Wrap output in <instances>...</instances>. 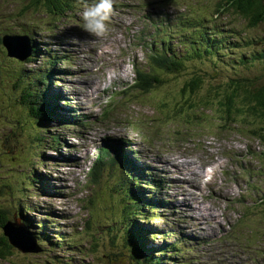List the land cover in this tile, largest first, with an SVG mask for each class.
Returning a JSON list of instances; mask_svg holds the SVG:
<instances>
[{
    "label": "rangeland",
    "instance_id": "obj_1",
    "mask_svg": "<svg viewBox=\"0 0 264 264\" xmlns=\"http://www.w3.org/2000/svg\"><path fill=\"white\" fill-rule=\"evenodd\" d=\"M91 2L81 0L61 19L55 20L42 11L24 14L25 0H0V40L4 39L3 32L26 33L31 36H28L30 47L32 38L38 48L33 53L34 60L18 61L6 56L0 44V184H11L10 191L7 188L0 191V222L4 216L14 220L12 213L21 211L16 206V200L20 199L31 209L22 208L18 222L28 216V221L34 225L38 221L46 222L53 228L45 236L48 241H40L41 253H22L12 249L13 257L0 258V264H110L117 259H127L128 252L118 239L121 228L115 234L111 225L95 218L89 220L91 216L103 217L105 213L115 216L122 208L121 197L117 194H121L119 183L124 178L115 177L114 168L108 164L96 181L88 172L99 147L106 144L121 147L140 172L160 179V176H165L168 180L161 189L169 202L165 205L160 203L166 213L158 207L154 212L162 213L151 221L156 226L155 232L159 233L155 234L154 241L148 240L145 256L152 253L159 258V264H264V202L257 205L258 199L264 196V179L256 171L259 163L255 158L262 145L253 133L250 134L254 140L240 134L239 125L222 131L215 120L207 126L205 117L197 122L198 125L187 124L188 120L181 116H184V108L177 111L186 98V91L181 95L182 86L191 72L205 73L208 79L213 76L222 82L235 72L256 75L263 70L262 62H255L253 66L238 63V57H246L254 49L257 53L258 46H247L233 39V34L226 33L224 20L233 25L234 34L240 31L241 37L247 39H261L264 25L248 29L245 21L237 15H218L223 39L216 50L221 49L217 58H214L216 51H210L209 55L204 54L195 61L192 51L198 47L194 45L196 42L188 40L177 50L178 56L189 58L185 71L163 75L153 65L147 67L145 48L140 46L135 35L142 34V28L153 33L154 27L150 25L159 19L157 12L170 13L173 18L178 13L182 16L183 12L211 11L216 5L214 0H112L113 14L101 37L87 33L82 27L79 13L86 3ZM158 5L162 7L160 10ZM173 22L179 27L177 19ZM176 38L177 33L173 39ZM229 40H233L230 45L236 47H228ZM146 44L151 57L154 48L149 41ZM199 51L202 53L204 49ZM47 55L66 58L51 69L54 78L49 85L42 81L36 87L34 70L49 71L43 64ZM132 62L138 68L146 69L144 72H151L149 79L151 74L161 73L164 82L160 85L154 83L150 93L145 95L126 89L135 76ZM40 66L43 67L40 69ZM17 70H21L24 77L34 74L24 81L32 79L34 88H38H32L36 94L38 91L43 94L46 84L49 92L56 95L57 108L66 120H57L58 138L55 143L51 136L55 133L51 130L55 124H50V120L42 126L46 134L38 131L39 127L33 129L30 124L35 122L32 120L26 122L29 130L19 131L18 118L22 115L27 119L29 113L19 101ZM210 84L208 81L203 86ZM145 85L143 82L140 88ZM122 90L124 92L121 93ZM50 97L43 96V102L48 103ZM194 98L197 96L191 100L188 98L189 103ZM78 114L84 115L87 124H74L73 119ZM30 129L35 132L34 136ZM8 139L14 143L12 149H6ZM215 159L219 160L211 163ZM195 162L207 163L209 171L213 169L211 185H205L210 174L198 179L196 172H203L202 164L182 173L183 167ZM156 166L163 169L165 175H159ZM40 173L45 183H49L47 187L38 183L41 181ZM195 174L193 179L191 176ZM129 175L134 176L132 172ZM200 186L202 192L196 189ZM189 188L196 194L189 195ZM155 194L158 198L159 191ZM90 198L92 206L88 208ZM71 223L81 231L76 243H64L61 247L51 245L61 230L63 235H70V240H73ZM177 227L178 234H169L166 240L174 242L178 237L188 235L184 246L188 248L191 242V251L186 253V248L185 256L176 259L160 255L153 247L154 243L163 242L164 235L160 233L163 229L175 231ZM1 236L0 228V241ZM29 237L33 239L31 235ZM190 239L192 241L189 242ZM109 252L116 253L115 260L107 257ZM130 263L140 264V260H131Z\"/></svg>",
    "mask_w": 264,
    "mask_h": 264
},
{
    "label": "trees",
    "instance_id": "obj_2",
    "mask_svg": "<svg viewBox=\"0 0 264 264\" xmlns=\"http://www.w3.org/2000/svg\"><path fill=\"white\" fill-rule=\"evenodd\" d=\"M81 0H25L24 4V12L32 11L33 13H37L39 11L44 12L49 18L58 20L61 19L62 16H64L67 12H70L77 2H80ZM216 5H213L212 12L215 14V16L218 18V15H224V14H232L237 15L240 18H242L246 25L248 26V29H257L259 25H264V0H214ZM163 17H168V13H164ZM221 18V17H220ZM197 19H204L203 16L197 17ZM229 22L228 20H226ZM188 21H185L183 23H186ZM180 23V22H179ZM170 26V23L168 24ZM155 32H158V28L161 27L163 31H165V27L160 23L158 26H156ZM201 27H204L203 32H207L206 25L204 26L203 23L200 24ZM247 28V27H246ZM226 33L233 34V39L238 40L240 44H246L247 46H253L257 45V53L256 49L252 50L248 54H246V57L239 58L238 57V63L242 66H253V63L255 62H262L264 64V46L261 47V45H264V35L261 36V39L252 38L247 39L241 37V32L235 33V29L233 25L230 23L229 27L226 29ZM154 36V33H151ZM241 37V38H240ZM239 38V39H238ZM202 47L206 49V51H209L211 48L216 47L217 42L220 40L216 39L213 42L209 41L207 39H202ZM228 47L233 46L236 47V45L232 44L230 45L233 40L228 41ZM151 44V43H150ZM151 47L154 48V51H156V54L152 55V58H155L154 60L155 64L157 62H160L161 68L168 70L170 72H178L183 69L185 62L183 59L176 58L174 55L172 57L170 51L173 49L174 44H172V36L170 34V50L166 49V45L160 47L159 45L154 46L151 44ZM224 47V46H223ZM222 47V48H223ZM37 51V50H35ZM218 50V52H220ZM170 53V54H169ZM196 56L201 57L206 52H199L195 50L194 53ZM34 57V55H32ZM217 58V55L215 56V59ZM30 60V59H28ZM165 61V64L162 62ZM159 65V63H158ZM193 76L190 77L188 82V86H184L183 91H187V96L191 97L197 96V98H194L192 100V104L189 103L188 98L183 102V105L179 109L178 112L181 111L182 108L187 110V113H185V110L183 111L184 118L186 120L192 121L199 119V115L202 117H205L209 122H212L213 120L222 123L224 126H235L239 125L244 131L246 132L245 136H250V133H253V135L258 139L260 144L262 145L261 151L259 153V158L261 162V174L264 179V68L263 70L256 75H245L240 73H233V75H229L226 77L225 80L220 82L217 77H206L205 73H196L191 72ZM204 74V75H203ZM21 73V77H22ZM197 75V76H194ZM203 75V76H202ZM45 76H47L46 72L37 75V78L39 80L44 81ZM202 76V77H201ZM23 79V77H22ZM210 81V85H205ZM29 82V83H27ZM34 82L32 80L25 81L22 84L20 94H19V101L22 104H25L27 106L28 110V118L24 119L22 118V115L18 118L17 123L22 126V129L25 130L27 128L26 122L27 120H31L36 118L38 124L44 123L43 121L47 117L45 104L41 102V100L38 98V95L36 94L37 91L34 92ZM37 90V88H36ZM200 90L199 93H196ZM188 108H191V112H188ZM204 111H209L210 113H205ZM35 113V114H34ZM191 115H194L191 117ZM194 118V119H193ZM31 126H34L30 124ZM45 132V130H43ZM41 138V137H40ZM7 145L11 147L10 143L7 142ZM8 149V147L6 148ZM115 148V152H116ZM100 156H104L107 153V151L104 149V152H99ZM112 159V158H111ZM101 161V158L98 160V162ZM103 164L106 163L105 160H102ZM143 175V174H142ZM140 176L142 182L146 181L147 186L149 185L150 177L148 175ZM161 177V176H160ZM160 179V178H159ZM160 183H167L168 180L166 178L161 177ZM42 187H47L49 184L48 182L45 183L44 179L41 178V181L38 182ZM149 188V187H148ZM154 193L158 194L157 201H160L161 199H166L167 194L163 192L162 189L160 190H153ZM119 195L121 199V203L124 207L130 206L127 200H125V197L122 194ZM118 197V196H117ZM115 197V199L117 198ZM260 204L264 202V196L260 198ZM166 201V200H165ZM182 202H185L184 200H181ZM134 202V201H133ZM169 202V200H167ZM137 203H140L141 205H144L142 201H138ZM138 204L136 206V211L139 210L140 214H138V218H140V222L137 221V217L132 216L129 214V212L124 211V214L119 215L116 214L115 216H111L109 214V217H111V227L115 229V231L118 232V228L115 226L114 222L119 221L120 224H123V220H129L123 229L124 233H121V237L123 239V243L125 245V250H129V252H134L137 250L138 254H141V250L139 247H136L135 242L137 241L139 246L142 250H144L142 247H144L146 244L145 238L147 235H149V232L147 234V230L142 227L144 222V219H147L146 217V211L142 209L141 205ZM149 204H151L149 202ZM16 206L18 209H20V215L22 216V208H29L26 204L20 202V199L16 200ZM156 206L160 209L162 213H166L164 210H162L160 204H156ZM187 207V205H186ZM133 208V207H132ZM132 208L130 209L132 211ZM141 208V209H140ZM264 212V208H263ZM162 213H158L160 216H162ZM184 211L181 210L180 214L183 215ZM174 215V214H170ZM140 216V217H139ZM28 216H24V221H20L22 225H27L29 228H36V230H32V235L35 241L41 245L40 242L36 239L38 235H42L43 242L48 241L46 239V235H48L49 232L53 230V228L46 225V222H37V224H33L32 221H27ZM149 219V218H148ZM7 221V218H4L2 223L0 224V227L4 222ZM132 221V222H130ZM150 221V220H149ZM35 226V227H33ZM180 228V227H179ZM175 232L178 231L177 229H174ZM141 232V233H140ZM174 232V231H173ZM61 235L64 238L63 232L61 230ZM138 235V236H137ZM184 239H187L189 236L184 235L182 236ZM2 240L0 241V258H7L13 257L14 252H12V246L8 244L7 239L4 236H1ZM67 238L70 239V235H67ZM58 241L61 240V236H58ZM113 240V236L110 239ZM58 241L54 240L51 242L53 246H58L60 244H63L64 240H61L59 243ZM192 241L191 239L189 242ZM41 247V246H40ZM154 247V246H153ZM42 248V247H41ZM128 248V249H127ZM156 248H160V246H156ZM177 246L173 245L172 248H168L164 252H168L171 249L177 250ZM192 249V244L190 242V245L188 246L187 251L190 252ZM161 255V252H160ZM140 263L141 264H159V258L155 257L153 254H149L146 259H144L142 256H140ZM132 259L135 260L136 256L132 255ZM33 264V263H31ZM180 264V263H177Z\"/></svg>",
    "mask_w": 264,
    "mask_h": 264
},
{
    "label": "water",
    "instance_id": "obj_3",
    "mask_svg": "<svg viewBox=\"0 0 264 264\" xmlns=\"http://www.w3.org/2000/svg\"><path fill=\"white\" fill-rule=\"evenodd\" d=\"M2 43L6 46L10 56L21 60L26 58L30 53L29 41L25 36H4ZM3 233L10 245L24 253L40 251V248L35 243V239L28 240L29 232L16 221H7L3 226Z\"/></svg>",
    "mask_w": 264,
    "mask_h": 264
},
{
    "label": "clouds",
    "instance_id": "obj_4",
    "mask_svg": "<svg viewBox=\"0 0 264 264\" xmlns=\"http://www.w3.org/2000/svg\"><path fill=\"white\" fill-rule=\"evenodd\" d=\"M113 14L112 0H92L79 13L83 30L101 37L106 31V22Z\"/></svg>",
    "mask_w": 264,
    "mask_h": 264
},
{
    "label": "bare ground",
    "instance_id": "obj_5",
    "mask_svg": "<svg viewBox=\"0 0 264 264\" xmlns=\"http://www.w3.org/2000/svg\"><path fill=\"white\" fill-rule=\"evenodd\" d=\"M165 23H167V24H169L170 23V20L168 19V17H166V18H162L161 19V24L163 25V26H165ZM154 24L156 25V26H158L159 24H160V21H159V19L158 20H156V22L155 23H151V27H155L154 26ZM153 33H154V35L155 34H157L154 30H153ZM153 54H156V51H153ZM10 56V55H9ZM12 57V56H11ZM72 63V62H71ZM22 79V78H21ZM37 95H39V99L41 100V102L42 103H44L43 102V100H42V98H43V94L41 93V92H39L38 91V94ZM63 100V99H62ZM131 113V112H130ZM35 114V113H34ZM140 140V139H139ZM233 148V147H232ZM106 151H107V153H109V154H111V153H114L115 152V148H114V146H111L110 148H106L105 149ZM118 151V150H117ZM99 152H101V153H103L104 152V149H101ZM231 152H234V151H231ZM119 154H121V152L119 151L118 152ZM231 155V154H230ZM169 159H171V158H169ZM192 166H193V164H192ZM197 166V165H196ZM199 166H201V165H199ZM193 168H195L194 166H193ZM156 169H157V172L159 173V175H165V171L163 170V169H158V167L156 166ZM201 170H202V167H201ZM221 170V169H220ZM143 173V176H145V177H147L146 175L147 174H149V173H145V172H142ZM174 173V172H173ZM237 175V174H236ZM153 177H154V175H153ZM161 177H163V178H166L165 176H161ZM156 178V177H155ZM159 181H160V179L159 178H157ZM144 183H146L145 184V187L146 188H148V186H147V182L146 181H144ZM209 185H211V183H209ZM44 189H47V188H44ZM163 190V189H162ZM163 192H165L164 190H163ZM33 213V212H32ZM200 219V218H199ZM34 224V223H33ZM34 230H36V229H34ZM34 239V238H33ZM28 240H31V238L29 237L28 238ZM157 253V252H156ZM159 255V254H158Z\"/></svg>",
    "mask_w": 264,
    "mask_h": 264
}]
</instances>
